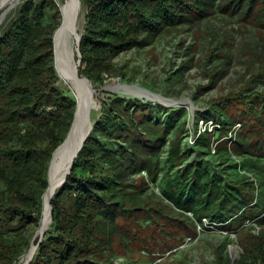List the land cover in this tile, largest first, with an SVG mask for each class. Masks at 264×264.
Wrapping results in <instances>:
<instances>
[{"label": "trees", "instance_id": "trees-1", "mask_svg": "<svg viewBox=\"0 0 264 264\" xmlns=\"http://www.w3.org/2000/svg\"><path fill=\"white\" fill-rule=\"evenodd\" d=\"M82 2L87 22L80 75L100 84L113 74L121 53L149 46L165 30L203 20L214 9L264 34V0ZM61 23L56 0H24L0 27V264H18L30 249L42 223L53 155L75 119L76 97L60 83L55 64L54 36ZM258 56L261 65L253 79L264 83V51ZM213 112L202 117L216 126L196 136L197 156L189 160L182 145L185 122L176 124L186 108L117 96L105 103L66 183L51 200L53 224L31 264H113L117 247H130L135 236L144 244L150 230L160 237L151 233L150 239L170 251L196 235L194 220L203 218L238 232L244 255L235 263L225 258L226 264H264V93L233 92L219 99ZM236 126L237 135L230 138ZM217 131L216 150L242 157L245 173L230 174L199 158L200 149L211 150ZM168 144L163 198L154 205L140 191L160 178V154ZM140 172L150 178L129 180ZM251 222L261 226L259 235ZM242 234L248 236L241 239Z\"/></svg>", "mask_w": 264, "mask_h": 264}, {"label": "rangeland", "instance_id": "rangeland-1", "mask_svg": "<svg viewBox=\"0 0 264 264\" xmlns=\"http://www.w3.org/2000/svg\"><path fill=\"white\" fill-rule=\"evenodd\" d=\"M56 1L61 8L66 2V0ZM23 2L24 0H21L16 7L9 11L7 17L14 16ZM2 13L0 12V18ZM86 22L87 11L82 2L78 19V32L81 36L85 33ZM71 47L76 62L79 57L74 38L71 39ZM261 50L264 51L262 31L251 24H243L237 16L227 15L218 9H214L213 13L203 20L169 28L155 38L151 45L143 48L136 47L117 56L114 59L115 71L112 75H105L103 84L92 82L97 89L96 98L101 105L95 122L102 116L104 104L110 102L115 96L141 99L126 94L122 89H108L116 83L139 87L163 100L180 103L182 105L171 107L163 102L141 99L170 109L186 108L187 115L176 117V124L179 126L185 122L182 145L183 149L188 152V159L191 160L197 156V145L194 140L201 130L199 126L200 121L203 120L202 115L214 113L213 107L219 99L233 92H242L244 95L254 92L264 93V83L260 82L258 78L253 79L260 69L261 62L258 59V54ZM60 83L75 96L71 85L61 75ZM238 126L230 132V138L237 135ZM207 128L209 131L212 130L211 122ZM218 138L219 131L211 140V150L203 147L200 149L202 154L199 158L220 164L219 167L226 169V172L230 174L235 171L245 173L242 157L231 152L227 156L223 148L219 154L216 150ZM169 148L168 144L160 154L163 171L158 181L154 183L149 180L148 187L140 191V197L149 200L154 205H157L155 202H160L163 198L161 186L166 184L165 173L168 170L165 166ZM227 158H232L233 161ZM234 163L238 164L237 169L228 167L229 164ZM246 172L255 183H259L260 177L256 176L253 171L247 170ZM140 176L150 178L147 172L135 173L128 178L136 180ZM188 214L194 218L192 214ZM176 218L179 216L176 215ZM194 221L197 226V234L187 237L184 244H174L170 251H162L158 243L163 244V242L158 240L159 242L156 243L150 239V237H154L150 235L151 233L153 235L155 233V237L159 239L158 232L150 230L146 243L142 244L138 236H135L136 239L133 238L130 247L127 245L117 247L113 254V264H226L225 258L231 259L233 263L242 259L244 248L238 237V232L226 231L221 228V224L212 223L207 218H203L202 222ZM251 223L255 226L253 233L259 235L261 226ZM145 225L150 226L149 222ZM38 231L39 228L33 234L31 246L38 237L41 239V235L38 236ZM243 234L242 236L245 237H241V239L248 236ZM148 252L151 256H148ZM27 253L18 264H23Z\"/></svg>", "mask_w": 264, "mask_h": 264}, {"label": "water", "instance_id": "water-1", "mask_svg": "<svg viewBox=\"0 0 264 264\" xmlns=\"http://www.w3.org/2000/svg\"><path fill=\"white\" fill-rule=\"evenodd\" d=\"M66 4H67V0L65 2V5ZM78 5L81 8V6H82L81 0H78ZM61 10H62V23H61L60 27L57 29V31L55 32V36H54L56 69L58 70L59 74H61V69L69 70V69H71L72 66H75L77 76H80L81 78L86 79L88 81V83L90 84V88L93 90V92H97V89H95V86L93 85L92 81L88 77L80 75V66H81V62H82V59H81L82 54H81V50H80V44H81L82 36L76 32L75 26L73 27L74 28L73 29L72 27H70L67 24L66 17L64 16L63 8H61ZM8 12L9 11H5L1 15L0 25L5 21ZM73 38L76 41L78 57H79V60L76 62L74 60V53H73V50L71 47V39H73ZM76 100H77V108H76L74 122L72 124V127H71L65 141L55 151L51 165H50L49 188L44 195V210L46 208L45 197H46V195L49 192V189L51 187L50 175H51V170H52L53 164L60 157H62V154L66 150L72 151V156L69 158V163L65 168V172L57 184V187L60 188L66 183L68 176L71 174L72 169H73L74 164H75V161H76V158L78 157L80 151L83 149L84 144H85L87 138L89 137V135L91 134V132L93 131L94 125L96 123V122L95 123L92 122L91 126L89 127V120L90 119L87 121V119L85 117V112L88 109L89 103L86 102L84 99L79 100L78 98H76ZM179 105H181V104L174 102L173 104H170L168 106L174 107V106H179ZM55 194L56 193H54V195ZM49 207H50L51 222H53V206H52L51 202L49 204ZM43 215H44V211H43ZM44 235H45V233H42L39 243L35 246L36 250H38L39 244L42 241V239L44 238ZM33 259H34V256H32L30 259H28L26 264H31Z\"/></svg>", "mask_w": 264, "mask_h": 264}, {"label": "bare ground", "instance_id": "bare-ground-1", "mask_svg": "<svg viewBox=\"0 0 264 264\" xmlns=\"http://www.w3.org/2000/svg\"><path fill=\"white\" fill-rule=\"evenodd\" d=\"M20 1L21 0H0V12L4 13L5 11H11L14 7L17 6V4ZM62 8H63L64 16L66 17L67 24L72 28L75 26L76 32L79 33L78 19L81 8L78 5V0H67V4L65 5L64 3L62 5ZM60 75L68 84L71 85L72 89L74 90L76 98H78L79 100L84 99L86 102L89 103L88 109L85 112V117L87 121L90 119L89 120V127H90L92 122L95 123L96 117L98 116L97 114L101 109L100 102L96 98V92H93V90L90 88V84L86 79L77 76L75 66H72L71 69L69 70L61 69ZM108 89H112V90L122 89L123 91L126 92V94H130L137 98L159 101L167 105L173 104L172 101L163 100L159 96H156L153 93H150L149 91L142 90L139 87H133L129 85L116 83L108 87ZM71 156H72V151L66 150L62 154V157H60L52 166L51 175H50L51 187L45 197L46 208L44 210L42 223L38 231V236L42 235V233H45L46 230L49 228V226L52 224L50 218L49 204L53 198L54 193H56V191L58 190L57 184L62 178L65 172V168L69 163V158ZM35 246L36 244L34 243L31 249L28 251L27 255L25 256L23 260V264H26L28 259H30L32 256H35L37 252Z\"/></svg>", "mask_w": 264, "mask_h": 264}, {"label": "built area", "instance_id": "built-area-1", "mask_svg": "<svg viewBox=\"0 0 264 264\" xmlns=\"http://www.w3.org/2000/svg\"><path fill=\"white\" fill-rule=\"evenodd\" d=\"M209 122H211V124L213 126L212 130L214 129L216 124L213 121H206L205 119H203V120L200 121V126L199 127L201 128V130H200L199 134H201V132H205L207 129H209V128H207L209 126ZM203 129H204V131H202ZM210 129H211V127H210ZM195 141H196V139L194 140V143H195Z\"/></svg>", "mask_w": 264, "mask_h": 264}]
</instances>
